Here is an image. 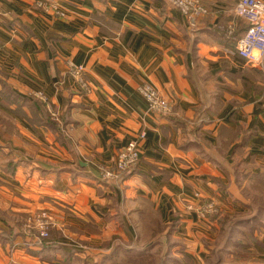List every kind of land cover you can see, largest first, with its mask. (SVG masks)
Here are the masks:
<instances>
[{
	"label": "crops",
	"instance_id": "obj_1",
	"mask_svg": "<svg viewBox=\"0 0 264 264\" xmlns=\"http://www.w3.org/2000/svg\"><path fill=\"white\" fill-rule=\"evenodd\" d=\"M201 1L191 28L163 0H0V264H126L148 211L179 264H208L214 248L264 264V220L223 241L202 212L264 196V65L236 50L238 0ZM144 83L170 113L148 110ZM141 131L137 164L105 178ZM39 210L50 237L30 247L21 225Z\"/></svg>",
	"mask_w": 264,
	"mask_h": 264
},
{
	"label": "built area",
	"instance_id": "obj_2",
	"mask_svg": "<svg viewBox=\"0 0 264 264\" xmlns=\"http://www.w3.org/2000/svg\"><path fill=\"white\" fill-rule=\"evenodd\" d=\"M171 7L176 9L183 17L187 26L194 28L202 16L206 15L207 9L201 4L200 0H163ZM236 16L246 20L248 26L242 36L236 41V50L239 55L245 57L247 61L264 65V1L263 0H238L235 6ZM71 74L80 82L83 89H87L82 80L83 67L69 63ZM139 92L147 103L148 110L160 114L171 112V105L162 97L157 90L148 83L139 87ZM38 97L46 103L43 96ZM145 132L141 131L138 139L127 142L117 153L113 166L105 169L103 175L111 180H120L121 175L125 174L134 167L140 157V147L138 140L143 139ZM202 212L216 213L218 208L213 202L207 203ZM51 221L45 210L37 211L25 218L24 231L32 233L37 243L43 244L49 238Z\"/></svg>",
	"mask_w": 264,
	"mask_h": 264
},
{
	"label": "trees",
	"instance_id": "obj_3",
	"mask_svg": "<svg viewBox=\"0 0 264 264\" xmlns=\"http://www.w3.org/2000/svg\"><path fill=\"white\" fill-rule=\"evenodd\" d=\"M123 175H121L120 179L122 178ZM259 183L260 185H264V180H261ZM260 207L262 206L261 205L257 206V208H260ZM147 217L150 219V221L149 222L146 221L147 223L143 224V228L146 227V230L144 229L143 231L144 233L140 239L141 244L137 246L135 245L136 248H133L131 253L125 257V263L131 264L134 261H140L143 259L145 260L146 255H152V253L150 251L148 252V250L149 249L151 250V248L155 244H157L158 249H157L156 255H159V259L158 261H156V263L167 264L169 261H171L173 264H179L176 258L171 257L169 254L168 248L171 245L170 239L167 238L168 233H165L166 230L163 228V226L159 222H157L156 215L152 211H148ZM213 217L214 219L216 218L218 223H220L221 225V230H222L221 233H222L223 241H225L226 239L227 240L229 239L228 237L230 236V233L234 229V226L238 225V223L241 222V220L238 218H232L229 216L222 217L218 213L214 214ZM258 217L260 216H257V218ZM220 247L222 249L223 245ZM219 253L220 251L217 248H214L212 250L211 258L214 255L217 256V254ZM170 258H172V260Z\"/></svg>",
	"mask_w": 264,
	"mask_h": 264
},
{
	"label": "rangeland",
	"instance_id": "obj_4",
	"mask_svg": "<svg viewBox=\"0 0 264 264\" xmlns=\"http://www.w3.org/2000/svg\"><path fill=\"white\" fill-rule=\"evenodd\" d=\"M200 2L205 7V5L202 3L201 0H200ZM252 194H253L252 192H245L244 195H247L250 198L249 201H250V204L253 207L250 204L249 205H245V206H248V208L247 207L244 208V210L242 212H240V213H231V214H228L227 215L229 217L238 218V219L241 220V222L238 223V225H240V226H238V225H235L234 226V229H233L234 232H236V230H239V231L242 230V225H244V222H247V221L251 222L253 216H256V217L257 216H260V217H258L257 219H255L253 221L254 222L253 224H257V222L259 220H264L263 219L264 218V216H263L264 215V196L260 192V194H258L257 196H254V198H252ZM259 205H261L262 207L257 208V206H259ZM257 211H259V212H257ZM36 212H33V213H36ZM33 213L27 214L25 216V218L27 216L33 214ZM216 213H218V212H216ZM25 218L23 219V223L21 225V230L24 233V235L27 236V238L30 240V245H31L30 247L42 246L45 242L43 244H40L39 245L37 243V241H36V239H35V237H34V235L32 233H26L24 231V221H25ZM249 224H251V223H249ZM51 227H52V225H51ZM51 227H50V230H51ZM50 230H49V237H50ZM236 233H238V232H236ZM241 234L247 236L245 233H241ZM240 237L242 239H244V241H245L244 236H240ZM218 238H220V233L218 234ZM138 241L137 242L136 241H133L134 245H136V244L137 245H140L141 243L138 242ZM246 242H247V239H246ZM156 249H157V244H155L151 248V250L150 249L148 250V252L150 251L152 253V255H146V259L145 260L143 259L144 261L143 260L134 261L131 264H159V263H156V261H158V259H159V255H156L157 254ZM248 256L249 255H246V254H244L243 256L242 255H238V258H236V259L241 260L243 258L244 261L250 262V259H248ZM224 258H226V259L224 260ZM229 258L230 257L228 256V254H226L225 252H223V254H221V252H220L219 254H217V256L216 255L212 256L211 261L208 264H231L235 260V258H233V260H231ZM170 259L172 260V258H170ZM230 260H231V262H230ZM233 263H235V262H233ZM167 264H173V263L171 261H169Z\"/></svg>",
	"mask_w": 264,
	"mask_h": 264
}]
</instances>
